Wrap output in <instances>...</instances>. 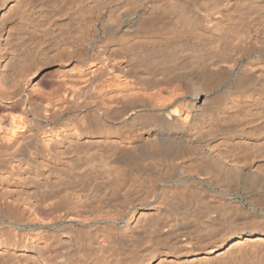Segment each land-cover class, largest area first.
<instances>
[{
  "label": "bare ground",
  "instance_id": "6f19581e",
  "mask_svg": "<svg viewBox=\"0 0 264 264\" xmlns=\"http://www.w3.org/2000/svg\"><path fill=\"white\" fill-rule=\"evenodd\" d=\"M17 1L0 0V207L21 200L15 192L27 180L53 181L56 169L73 172L76 158L82 171L112 172L118 184L126 185L132 179L137 187L144 185L140 195L145 210L126 227L124 237L142 238L154 217L166 219L162 236H192L189 242L180 239L176 250L164 251L159 262H219L226 255L229 260L230 251L232 255L241 248L264 246V219L233 217V223L217 229L210 225L221 218L220 211L215 216L209 209L201 223L190 218V210L189 216L184 211L181 216L169 212L176 210L177 198L192 199L189 205L203 210L202 202L213 199L203 190L198 192L196 187L205 184L229 195L242 190L250 203L264 206V0H81L88 9L99 2L101 6L87 14L85 37L73 47L62 48L64 54H57L64 59L60 61L63 75L50 81L52 92L39 84L30 86L25 74H20L22 78L12 70L9 76L3 73L10 49L2 45V36L11 21L3 22L2 17H22L25 4L21 9ZM72 10L68 12L74 14ZM19 65L17 70L24 71L25 64L24 69ZM65 114L86 127L81 131L67 121L59 127H43ZM76 142L89 150L81 155L76 151L73 157L70 150ZM193 186L197 196L192 194ZM129 187L127 191L133 189ZM61 243L69 247L68 242ZM2 244L19 255L37 254L25 245L16 250ZM191 245L198 249L192 251ZM155 248L147 246L142 251L144 258L166 247ZM45 259L42 264H49Z\"/></svg>",
  "mask_w": 264,
  "mask_h": 264
},
{
  "label": "rangeland",
  "instance_id": "374dc122",
  "mask_svg": "<svg viewBox=\"0 0 264 264\" xmlns=\"http://www.w3.org/2000/svg\"><path fill=\"white\" fill-rule=\"evenodd\" d=\"M82 1L84 2L85 0H82ZM82 1L81 0H78V1L77 0H18L16 2L17 6L20 7L23 4H25L22 7L23 9L20 7L22 10H24V8L26 9V11L24 10L21 12L22 14L24 13L23 14L24 16L22 15V17H21V15H19V16L17 15L18 19L21 18L20 20H17V18L15 19L16 14H15V16L12 14L13 17L10 16L12 19H10L8 16L10 14H5L2 17L3 22H7V18H8V22L11 21V23L9 24V27H8V28H10V29H8L9 31H6V33H4L2 36V38L5 39L4 41H2V45H4V47L6 49L7 48L10 49V50H8V49L7 50H8V52L9 51L11 52V53L9 52L10 55L12 54L11 56L9 55V60H6L7 62H10V63L8 64L7 62H5V64H4L6 69L3 70V73L5 75L8 74V76H9V75H11L10 72L12 70V74H13V72H16L18 74V76L20 74H23V75L25 74L23 77L24 78L27 77V78H25V79H27L26 81L30 80L29 81L30 86L36 87L39 84L41 87L44 88V90H46V92H50L51 90H50V88H48L50 81L51 80H57L58 76H60V74H62L60 72H61V70H63V67H64L60 63V61H61V59H63V57L61 58V56L59 55L60 58H58V60H57V57H59L57 54H59V52L64 54V52H61L63 49H66L64 47L69 48V45H70V47H73L77 42H79V40H81L83 37H85V34H86L85 29H86L87 25H84V23L88 24V20H89L88 15H90L91 11L96 9L97 5L99 6V3H100L99 2L97 5H94L91 9H88L90 7L83 6L84 3ZM130 1H132V0H130ZM77 3L79 4V6H77V5L74 6ZM95 6H96V8H95ZM100 6H101V3H100ZM75 7H77V8H75ZM83 7H85L86 9H84ZM72 8H74V10H75L74 12L77 14H75V13L73 14V12H68V11H71ZM98 8H100V7H98ZM36 9H39V10H36ZM25 22H27V23H25ZM39 26H44L46 28H44V27L41 28ZM99 36L100 35H98L97 38H99ZM79 38H81V39H79ZM5 42H6V44H5ZM62 44H63V46H62ZM51 47H52V49H51ZM53 47H55V48H53ZM56 50H57V52H56ZM27 53H28V55H27ZM53 55L56 56L55 57L56 59L55 58L53 59V57H50ZM11 59H12V61H11ZM51 60H52V63H51ZM32 61H33V63L34 62L35 63L33 64ZM6 64H8V65H6ZM19 64H22V69H24L23 66L25 64L24 71L21 70L22 72H20L19 70H17V69L21 68V66ZM26 64H28V65H26ZM17 65H19L20 67H18ZM30 65L31 66L33 65V66L31 67ZM6 66H8V67H6ZM26 67H27V69H26ZM10 68H12V69H10ZM13 69H15V70L13 71ZM27 70L29 71V73ZM17 74L14 73V75H17ZM28 89L29 88H27V90ZM88 118L89 117H86L85 119L88 120ZM88 121H90V119ZM49 122L43 123L42 124L43 127L48 128L50 126H53L54 124H56V127H59V125H61L62 123H65V122L66 123L69 122V124H73V125H75V127L78 126V129L81 131L84 129L83 127H86V126L82 127L81 125L79 126V122L77 120H74L73 118H69V117L67 118V114H65L61 119H58L56 122H51V123H49ZM79 143L80 142H78V144H77V142H76L74 144L75 148H74V145L71 147L72 150H70L71 151L70 153L72 155L76 151H77L76 152L77 155H81L84 151L87 152L89 150V148H83V146L81 147V145ZM76 145H78L77 148H76ZM79 146L82 148V150H81V148H79ZM91 148L93 149V147H91ZM79 152H81V153H79ZM73 157H75V154L73 155ZM74 159H76V158H73L74 164L72 163L73 164L72 166L75 167L74 171L76 169V170H79L80 173L79 172L77 173L76 171L72 172V171L65 170V169H56L53 181H44L42 179L27 180L26 186L16 190L17 192H15L16 197L17 196H18V198L22 197V199H24V200L21 199V200H19L20 202L19 201H11L12 203L10 202V207L5 206L4 208H2L3 206L0 205V206H2V207H0L1 208L0 209V212H1L0 213V217H1L0 218V220H1L0 221L1 222L0 223V239H1L0 242H1V244L3 243L4 245H7V246H9V245L15 246L16 250L20 249L22 245H25V246H27L26 247L27 250L33 249L40 256L39 257L40 259H39L37 254H34L30 251L27 253L26 252L22 253L25 255H19V253H20L19 251H13L10 249H4L3 247H0V264H42L41 260H44L46 257L47 258L45 259V261L46 262L48 261L49 264H58V262H59L58 260L65 262L66 264H160V263L161 264H172L169 262H163V263L159 262L161 260L160 258L164 254V251L167 252V250H173V248L177 247V244H179L180 239H182V238L185 239V242H189L188 240L191 241V239L189 237H192V236L183 235L184 237L187 236V238H184L182 236L181 238L179 237L178 239L166 238L165 236H162V232L165 229L164 223H165L166 219L165 218H164L165 220H163L162 218L156 219V217H154L152 219V221H154V222L151 221V223L149 225L150 227H148L147 230L144 232L142 238H140V239L133 238L130 240V238H128L127 236L124 237L125 234H123V231L126 230V227L128 228L130 223H133L136 220L140 211L145 210V208L143 207V203L145 201H144V198H142L143 192L145 190L144 185L140 186L141 184L139 182L140 185H138V187H137L136 183L138 184V182L132 181V179L128 180V179H130V176L126 177L128 179H125V180H128L131 182L130 183L127 181L128 183H130V187H129L128 183H126V185H125V183L118 184L117 181L115 180V176L112 172H107V173H105V175H104V172H98V173L97 172L96 173L90 172L91 173L90 174V173H88V171L85 172V171L80 170L81 165L78 163V161H75ZM101 176L102 177L105 176V177L102 178ZM58 179H60V180H58ZM107 179H109L110 181ZM29 181H31V182H29ZM111 181H112L113 185H112V183H110ZM123 182H126V181L123 180ZM133 182L135 185L132 184ZM109 183L111 184V189H110ZM127 185L129 187V189H131V188H133V189H131L130 191H127V188H128ZM113 186H114V188H113ZM37 187H38V189H37ZM140 187H141V189H139ZM125 188H126V190H125ZM137 188L139 190H137ZM196 188H197V190L200 189V191H198V192H201V190H203L204 192L210 194L211 198H213V199L206 201L204 203L202 202V204H204V205L206 204L205 206L201 204L200 207L203 210H201V209L200 210L202 212L200 210L197 211L196 208H193V206H192L193 203L191 201L192 199L187 200V201H184V200L180 201L179 198H177L179 200L176 199V202H175V208L174 209H176V210L174 211L173 209H170L171 211H169V209L167 208L166 211L167 212L169 211L170 213H172V211H173L174 214L177 213L178 216L179 215L181 216V214H183V211H184V213L186 212L187 215L189 216L190 213L188 211L190 210L191 211L190 218L194 217V218H192L193 220H195V218H196L197 223H201V220H202V222L205 221L204 217H206L205 215H207V213H209V211H210L209 209H211V213H209V214L212 215V212H213V214H216L215 216H218L217 213L220 211L221 214H219V213L218 214H219V216L221 215L220 216L221 218L218 219V217H217L216 221L210 225V227L215 226V227H217V229H218V227L220 228L221 226H223L227 223L228 224L233 223L238 216L239 217L241 216L244 218L247 217L248 219H250L252 217L257 218V219H260V218L264 219V206L262 207V206H258V205H255L253 203H250L247 200L248 195L247 194L244 195L242 190L237 191L236 192L237 194L236 193L230 194L231 195L230 196L224 190H222V189L220 190V188L218 189V187H216V188L209 187L206 184L203 185L201 188H198V187H196ZM196 188L194 186L192 187V190L194 189L192 191V194H195L197 192ZM35 189H37V190H35ZM112 189L114 191L116 190V192L118 190L119 191L117 193H115ZM120 189L125 190L126 192L124 193V191H123V193H124L123 194L120 191ZM142 189H144V190H142ZM51 190H53L54 192ZM136 190H137V192H136ZM219 190H220V192H219ZM258 191L261 192V190H258ZM68 192H70V194ZM112 192H114L115 194L114 193L112 194ZM141 192H142V196L140 195ZM198 192L196 193L197 195L199 194ZM41 193H42V195H41ZM71 193H72V195H71ZM110 193H111V195H109ZM138 193H139V195H138ZM78 194H79V197H78ZM93 195H94V197H92ZM103 195L106 199L103 197ZM112 195H115V196H112ZM39 196L40 197L42 196V197L40 198ZM107 196L109 197L108 200H107ZM76 197H78L79 199L77 198V200H80V201H77ZM192 197H193V195H192ZM57 198H60L61 200H59V199L57 200ZM95 198H97L98 201L95 200ZM110 198H112V199H110ZM127 198H128V200H127ZM48 199H50L49 202H48ZM41 200H42V202H41ZM63 200L65 201V203ZM90 200H92V201H90ZM212 200H213V202H212ZM214 200L216 202H214ZM39 201H40V204L38 205ZM50 201H52V202H50ZM61 201H63V202H61ZM95 201L99 202V203H97L95 205ZM188 201L189 202L191 201L192 207L189 205L190 203ZM84 202L86 205L84 204ZM101 202H103V203H101ZM164 202L166 203L167 199ZM23 203H25V204H23ZM48 203H51V205L50 204L48 205ZM61 203H62V206H60ZM72 203H74V204L72 205ZM75 203H77V204H75ZM80 203H82V205ZM176 203H177V205H176ZM210 203H213V204H210ZM13 204H14L15 209L13 207ZM54 204L56 207L54 206ZM57 204L58 205L60 204L59 206L61 208ZM93 204L96 207L98 205V207L96 208ZM185 204H187V207L184 208V206H186ZM21 205H22V207H21ZM74 205H75V208H74ZM179 205L182 207V209H180V210H179V208H180ZM218 205H220L221 207ZM52 206H54V207H52ZM92 206H94V207H92ZM189 206H190V208H188ZM38 207H40L39 210H38ZM66 207H68V208H66ZM10 208L12 210H10ZM62 208H63V210H62ZM186 208H188V209H186ZM40 209L42 210L43 213L40 211ZM46 209H47V211H46ZM197 209H199V208H197ZM8 210H9V212H8ZM92 210H93V212H92ZM95 210H97V211H95ZM3 211H4L3 214L7 215V217H9V215L11 216L9 220L6 216H4V215L2 216ZM11 211H14V213L12 212L10 214ZM72 211H75L77 213V216L73 217ZM203 211H206V212H203ZM47 212H48V214H47ZM12 214L16 215V217H15L16 219L14 218V215L12 216ZM235 214L237 216H235ZM104 216H106V217H104ZM2 217H4V218H2ZM43 217H45V218H43ZM233 217L234 218L236 217V218L234 219ZM32 218H33V220H31ZM75 218H77L78 220ZM162 224H163V226H162ZM151 229H153V230H151ZM4 235H5V237H4ZM162 237H163V239H162ZM165 239H166V241H165ZM60 241L66 242V243L68 242L70 248L65 247ZM160 241H161V243H160ZM158 243H160V244H158ZM163 243L166 245H164ZM60 244H62V245H60ZM73 245H74V247H72ZM51 246H53V247H51ZM147 246L149 249H151V248L154 249L155 247H156L155 249H157L161 246L166 247V248H165V250H161V251L155 250L156 254L154 255V257L146 259L147 257L144 258L142 251H144L145 248H147ZM191 247H192L191 248L192 251H195L198 249L196 246L194 247L191 245ZM254 247H255V249H254ZM175 250H176V248H175ZM141 252H142V255H141ZM138 253H139V255H138ZM232 253L233 254L231 255V251H230L229 260H228V256L226 255L225 260H222V261L219 260V262H218V260L216 262L215 259H213V260L210 259V260H208V262L198 263V264H223V263H225V264H236V263L237 264L238 263L239 264H264V246L262 247V245H259V247L257 245V246L247 247L244 249L241 248V250H239L238 252L233 251ZM234 254L236 255V257ZM233 255H234V258H231V257H233ZM226 257H227V260H226ZM139 260H141V261H139ZM51 261H52V263H51ZM134 261H136V262H134ZM181 262H179L177 264H189L190 263V262H186V261L185 262L181 261ZM173 264H175V263H173ZM195 264H197V263H195Z\"/></svg>",
  "mask_w": 264,
  "mask_h": 264
}]
</instances>
